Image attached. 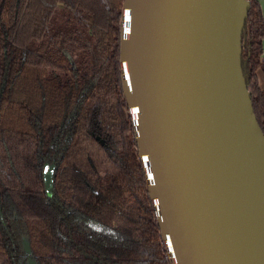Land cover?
<instances>
[{
    "label": "trees",
    "instance_id": "1",
    "mask_svg": "<svg viewBox=\"0 0 264 264\" xmlns=\"http://www.w3.org/2000/svg\"><path fill=\"white\" fill-rule=\"evenodd\" d=\"M248 1L242 67L264 132V13ZM123 3L0 2V264H171L123 90ZM60 4L74 17L53 32Z\"/></svg>",
    "mask_w": 264,
    "mask_h": 264
},
{
    "label": "water",
    "instance_id": "2",
    "mask_svg": "<svg viewBox=\"0 0 264 264\" xmlns=\"http://www.w3.org/2000/svg\"><path fill=\"white\" fill-rule=\"evenodd\" d=\"M249 9L123 3V90L171 264H264V132L242 67Z\"/></svg>",
    "mask_w": 264,
    "mask_h": 264
},
{
    "label": "flooded vegetation",
    "instance_id": "3",
    "mask_svg": "<svg viewBox=\"0 0 264 264\" xmlns=\"http://www.w3.org/2000/svg\"><path fill=\"white\" fill-rule=\"evenodd\" d=\"M0 2H1V0H0ZM59 12H60V11H59ZM57 15H59V17H60V19H59L60 22H63L64 20H66V18H64V19L62 18V16H64V14L61 13V14H57ZM56 26H57V25H55V24L51 26V30H52L53 32H56L57 30H59V28H62V27L57 28ZM54 28H55V29H54ZM63 29H65V28H63ZM88 32H89V31H88ZM89 33H90V32H89ZM90 34H91V33H90ZM34 48H35V47H33L31 50L35 51ZM58 68H60L61 70H58ZM71 68H72V67H65V66H63V69H62V66H61V67H57V68H55V69L53 68V69H54L56 72L61 73V74H64V73L70 74V72H71L70 69H71ZM74 69H75V67H74ZM261 82H262V81H261ZM262 83H263V82H262ZM47 164H48L50 167H51V166L53 167V173H52V176H53L55 166H54V164H51V165H50L49 163H46L45 166H46ZM45 166H44V169H45ZM43 179H44V170H43ZM44 184H45V180H44ZM45 189H46V184H45ZM46 192H47V190H46ZM52 194H53V192H52ZM47 195H48V192H47ZM48 197L51 198L52 195H51V196L48 195ZM30 264H31V263H30Z\"/></svg>",
    "mask_w": 264,
    "mask_h": 264
},
{
    "label": "crops",
    "instance_id": "4",
    "mask_svg": "<svg viewBox=\"0 0 264 264\" xmlns=\"http://www.w3.org/2000/svg\"><path fill=\"white\" fill-rule=\"evenodd\" d=\"M260 1V3H261V5H262V8H263V13H264V0H259ZM59 13L58 14H66V11H65V9H64V5L63 4H60V8H59ZM73 17H74V13H73V15L71 16V17H66V20H64L63 22H60L59 21V19H60V17H59V15H55V25H57L56 27L57 28H59V27H62V28H66V27H68L69 25L71 26V20L70 19H73ZM69 26V27H70ZM87 31H89L90 33L92 32V29L90 28L89 30H87ZM92 34V33H91ZM263 57H264V46H263Z\"/></svg>",
    "mask_w": 264,
    "mask_h": 264
},
{
    "label": "rangeland",
    "instance_id": "5",
    "mask_svg": "<svg viewBox=\"0 0 264 264\" xmlns=\"http://www.w3.org/2000/svg\"><path fill=\"white\" fill-rule=\"evenodd\" d=\"M55 29V28H54ZM55 69V68H54ZM62 69H63V66H62ZM58 70H61L60 68H58ZM74 70V67H72L71 69H70V71H73ZM262 82L264 83V79H262Z\"/></svg>",
    "mask_w": 264,
    "mask_h": 264
}]
</instances>
